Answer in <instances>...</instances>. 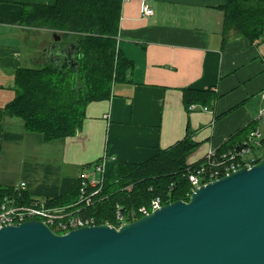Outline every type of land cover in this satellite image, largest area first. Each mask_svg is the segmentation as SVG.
<instances>
[{"label":"crops","instance_id":"obj_1","mask_svg":"<svg viewBox=\"0 0 264 264\" xmlns=\"http://www.w3.org/2000/svg\"><path fill=\"white\" fill-rule=\"evenodd\" d=\"M57 1L0 0L2 186L25 182L32 196L55 197L69 193L80 172L105 155L110 170L144 163L186 140L195 146L187 162L196 163L249 125L263 133L257 121L264 109V41L225 27L227 0H154L151 16L143 15L142 0H130L122 4L115 37L132 64L126 80L113 82L109 97L88 102L75 135L45 141L6 109L16 97L18 69L45 65L51 47L66 43L51 29L22 22L25 8ZM190 90L210 91L209 103L192 101V110L186 97H197Z\"/></svg>","mask_w":264,"mask_h":264},{"label":"trees","instance_id":"obj_2","mask_svg":"<svg viewBox=\"0 0 264 264\" xmlns=\"http://www.w3.org/2000/svg\"><path fill=\"white\" fill-rule=\"evenodd\" d=\"M122 1L58 0L54 6L25 8L24 25L57 30L54 35L66 43L56 45L45 65L18 69L16 97L7 106V113L23 120L27 129L40 133L45 141L75 135L88 102L109 97L113 82L126 80L132 68L117 51L115 38ZM223 9L227 29L234 28L252 41H264V0H227ZM187 92L197 97L187 95L188 106L192 101H210V91ZM253 128L249 125L217 147V157L235 146L242 147ZM240 136L242 139H238ZM194 147L185 140L144 163L118 164L107 170L101 194L90 206L79 203V179L69 193L46 198L52 206L81 209V217L95 216L98 224L133 222L142 217L140 208L149 207L153 199L159 197L165 205L189 199V172L205 163V157L196 163L187 162ZM257 150L253 146L252 154L257 155ZM14 188L0 184V205L6 195L15 194ZM31 196L25 188L23 198L31 200ZM118 210L123 215L121 221L117 219Z\"/></svg>","mask_w":264,"mask_h":264},{"label":"water","instance_id":"obj_3","mask_svg":"<svg viewBox=\"0 0 264 264\" xmlns=\"http://www.w3.org/2000/svg\"><path fill=\"white\" fill-rule=\"evenodd\" d=\"M0 264H264V158L118 228L6 226Z\"/></svg>","mask_w":264,"mask_h":264},{"label":"built area","instance_id":"obj_4","mask_svg":"<svg viewBox=\"0 0 264 264\" xmlns=\"http://www.w3.org/2000/svg\"><path fill=\"white\" fill-rule=\"evenodd\" d=\"M130 0H123L122 4ZM154 0H142V10L144 16L153 15L154 11L151 3ZM264 95V92H263ZM196 105H191L195 109ZM207 110V107H203ZM264 119V109L259 113L258 120ZM258 147L257 155L252 154V147ZM216 148L210 149L205 156V163L193 168L189 172V181L192 185L191 193L202 185L221 178L223 175H229L242 167H252L264 158V135L259 129H253L242 147H233L217 157ZM107 156H103L95 165V172L85 173L82 171L80 180V200L79 203L84 207L90 206L101 194L105 173L108 170ZM27 187L25 182L15 185L14 195H6L0 205V229L6 226H17L30 220L43 221L59 233H69L78 229L96 223L95 216L81 217L80 210H73L72 206L60 207L52 206L50 200L43 197H34L31 200L23 198V191ZM189 194V197L191 195ZM163 205L161 198L152 201L149 207H141L142 216L150 214ZM122 213L117 212V219L122 220ZM123 224V223H122ZM116 226L117 228L120 227Z\"/></svg>","mask_w":264,"mask_h":264},{"label":"rangeland","instance_id":"obj_5","mask_svg":"<svg viewBox=\"0 0 264 264\" xmlns=\"http://www.w3.org/2000/svg\"><path fill=\"white\" fill-rule=\"evenodd\" d=\"M52 32L54 33V32H58L57 30H52ZM61 33H63V31L61 32ZM31 48V47H30ZM27 51H29V49L27 50ZM40 66H42L41 64H34V67H40ZM257 124L259 125V127L261 128V131L264 133V119H262V120H258L257 121ZM82 171H85V173H94L95 172V166L93 165V167L92 168H87V169H84V170H82ZM81 173V172H80ZM20 180L18 179L17 180V182H19ZM31 197H35V196H31ZM63 207H65V206H63ZM42 222V221H41ZM44 223V222H43ZM106 224H108V225H110V226H114V227H116V225H113V224H109V223H106ZM125 224V223H124ZM96 225H100V224H98L97 222H96ZM52 229V228H51ZM55 233H57V234H60V235H64V233H59V232H56L54 229H52ZM67 234V233H66Z\"/></svg>","mask_w":264,"mask_h":264},{"label":"bare ground","instance_id":"obj_6","mask_svg":"<svg viewBox=\"0 0 264 264\" xmlns=\"http://www.w3.org/2000/svg\"><path fill=\"white\" fill-rule=\"evenodd\" d=\"M126 3H127V2H126ZM262 159H263V158H262ZM223 176H224V175H223ZM223 176H222V177H223ZM158 198H159V197H158ZM153 200H154V199H153ZM153 200H152V201H153ZM152 201H151V203H152ZM168 204H169V203H168ZM164 205H165V204L163 203L162 207H163ZM166 205H167V204H166ZM42 222H43V221H42ZM45 224H46V223H45ZM123 224H124V223H123ZM123 224H122V225H123ZM47 225H48V224H47ZM94 225H96V223H95ZM94 225H88V226H94ZM48 226H49V225H48ZM49 227H50V226H49ZM84 227H85V226H84ZM50 228H51V227H50ZM81 228H82V227H81ZM52 229H53V228H52ZM78 229H79V228H78ZM74 230H75V229H74ZM64 235H65V234H64Z\"/></svg>","mask_w":264,"mask_h":264},{"label":"flooded vegetation","instance_id":"obj_7","mask_svg":"<svg viewBox=\"0 0 264 264\" xmlns=\"http://www.w3.org/2000/svg\"><path fill=\"white\" fill-rule=\"evenodd\" d=\"M52 48V47H51Z\"/></svg>","mask_w":264,"mask_h":264}]
</instances>
